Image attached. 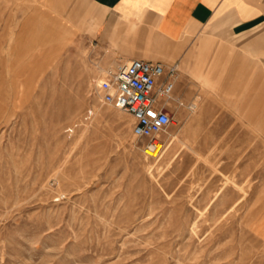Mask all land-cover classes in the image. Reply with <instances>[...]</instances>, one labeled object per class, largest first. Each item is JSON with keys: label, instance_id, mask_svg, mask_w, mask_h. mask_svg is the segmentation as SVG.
Segmentation results:
<instances>
[{"label": "rangeland", "instance_id": "rangeland-1", "mask_svg": "<svg viewBox=\"0 0 264 264\" xmlns=\"http://www.w3.org/2000/svg\"><path fill=\"white\" fill-rule=\"evenodd\" d=\"M39 2L0 10V264H264V76L253 97L203 78L227 36L190 44V71L162 62L178 99L152 158L98 92L125 60Z\"/></svg>", "mask_w": 264, "mask_h": 264}, {"label": "crops", "instance_id": "crops-1", "mask_svg": "<svg viewBox=\"0 0 264 264\" xmlns=\"http://www.w3.org/2000/svg\"><path fill=\"white\" fill-rule=\"evenodd\" d=\"M34 2L0 0V10L35 12ZM39 3L37 9L42 8L44 13L45 6H58V10H75L87 22L90 20L87 25L90 37L98 41V47H109L110 60L175 61L177 69L185 67L190 71V56H201L188 51L190 44L200 39L206 48L212 39L227 36L224 47L220 46L208 57L203 55V59L210 60L208 65L203 64V78L224 76L225 92L239 93L244 84H249L247 90L252 97L262 86L259 76H264L260 73V69L264 70V0H40ZM249 35L251 39L245 41L244 36ZM244 42L249 45L242 46ZM197 67L198 64L193 66ZM177 83L174 79V99H178Z\"/></svg>", "mask_w": 264, "mask_h": 264}, {"label": "built area", "instance_id": "built-area-1", "mask_svg": "<svg viewBox=\"0 0 264 264\" xmlns=\"http://www.w3.org/2000/svg\"><path fill=\"white\" fill-rule=\"evenodd\" d=\"M176 70V66L168 70L162 62L138 58L119 62L100 81L101 101L132 115L134 135L149 139L154 147L157 136L172 123L169 102L174 100Z\"/></svg>", "mask_w": 264, "mask_h": 264}, {"label": "bare ground", "instance_id": "bare-ground-1", "mask_svg": "<svg viewBox=\"0 0 264 264\" xmlns=\"http://www.w3.org/2000/svg\"><path fill=\"white\" fill-rule=\"evenodd\" d=\"M101 73L103 74L102 77L98 78L97 79V85L99 87V84H100V81L101 79L106 75V73L108 72V70H105L104 68H101L100 69ZM162 147L163 145L159 142V141H156L154 147L152 146H149V147H146L145 149V154L146 155H149L150 157L152 158H157L158 155L161 153L162 151Z\"/></svg>", "mask_w": 264, "mask_h": 264}]
</instances>
